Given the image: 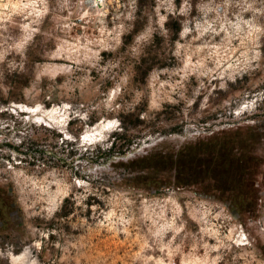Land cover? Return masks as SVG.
<instances>
[{
  "label": "rangeland",
  "instance_id": "374dc122",
  "mask_svg": "<svg viewBox=\"0 0 264 264\" xmlns=\"http://www.w3.org/2000/svg\"><path fill=\"white\" fill-rule=\"evenodd\" d=\"M23 251L264 264V0H0V264Z\"/></svg>",
  "mask_w": 264,
  "mask_h": 264
},
{
  "label": "bare ground",
  "instance_id": "6f19581e",
  "mask_svg": "<svg viewBox=\"0 0 264 264\" xmlns=\"http://www.w3.org/2000/svg\"><path fill=\"white\" fill-rule=\"evenodd\" d=\"M26 109V111H28V112H32V113H35L36 111H37V109H34V108H29V107H26L25 108ZM55 112L54 111H51V112H49L48 114H46V117L47 118H49V119H55V118H57V119H59V118H61L60 116H58V115H56V114H54ZM39 118H41V117H38V119ZM102 128V127H101ZM101 128H96V129H94V130H92L91 131V133H87V137H90L91 136V134L92 135H94L95 134V132H97V133H99V131H100V129ZM102 132V131H101ZM85 136V137H86ZM84 137V138H85ZM10 264H36V261L34 262V261H30V259H29V257H28V252L27 251H23L22 253H20V254H17V255H12L11 257H10Z\"/></svg>",
  "mask_w": 264,
  "mask_h": 264
},
{
  "label": "trees",
  "instance_id": "16d2710c",
  "mask_svg": "<svg viewBox=\"0 0 264 264\" xmlns=\"http://www.w3.org/2000/svg\"><path fill=\"white\" fill-rule=\"evenodd\" d=\"M115 141H116V138H113L110 143L109 148L106 151H104V153H111L113 151V149L115 148Z\"/></svg>",
  "mask_w": 264,
  "mask_h": 264
}]
</instances>
